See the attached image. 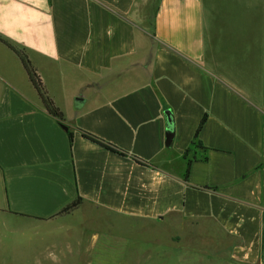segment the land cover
I'll list each match as a JSON object with an SVG mask.
<instances>
[{"label": "crops", "instance_id": "0c3cea01", "mask_svg": "<svg viewBox=\"0 0 264 264\" xmlns=\"http://www.w3.org/2000/svg\"><path fill=\"white\" fill-rule=\"evenodd\" d=\"M0 40L63 115L0 42V252L67 264L103 214L264 264V0H0Z\"/></svg>", "mask_w": 264, "mask_h": 264}, {"label": "rangeland", "instance_id": "374dc122", "mask_svg": "<svg viewBox=\"0 0 264 264\" xmlns=\"http://www.w3.org/2000/svg\"><path fill=\"white\" fill-rule=\"evenodd\" d=\"M80 221L88 225L80 242L82 250L67 264H233L222 253L213 254L211 259L195 256L198 253L188 247L187 235L178 236L175 226L170 224L155 228L148 224L114 220L103 214L82 220L78 218L75 223ZM24 252L30 253L31 250ZM4 253L2 249L0 264H16L18 259ZM27 263L29 261L24 260L18 264Z\"/></svg>", "mask_w": 264, "mask_h": 264}, {"label": "trees", "instance_id": "16d2710c", "mask_svg": "<svg viewBox=\"0 0 264 264\" xmlns=\"http://www.w3.org/2000/svg\"><path fill=\"white\" fill-rule=\"evenodd\" d=\"M0 42L2 43H5L3 42L2 40H0ZM5 45H7V47L9 49H11L16 55L17 57L19 58V60L21 61V64L29 78V81L30 83L32 84V86L34 87V89L36 90V92L38 93L46 111L51 115L53 116L54 118H56L57 120H59L60 122L63 121V115L61 114V112H59V110L57 108H55L53 102L47 97L44 89H43V85H42V82L41 80L39 79L38 75L36 74L35 70L32 68L30 62L28 61V59L26 58V56L24 55L23 51L22 50H18V49H15L13 48L12 46H10L9 44L5 43ZM205 119H206V116H204L201 121L199 122L198 124V127L194 133V136H193V140H192V145L196 146V147H199L200 144H198V141H197V137H198V134L200 132V130L202 129L203 127V124L205 122ZM69 139L72 140V134L69 133ZM83 136L97 144H99L100 146L106 148L107 150L111 151V152H114V153H118L120 155H123L124 153L121 152L120 150H118L117 148L109 145V144H106L100 140H97L96 138L86 134V133H83ZM188 154V151L185 152V157L187 156ZM81 203V199L80 198H76L74 202H72L71 204H69L68 206H66L65 208H63V210H61L60 213H65V212H68L70 211L71 209H74L76 208L79 204Z\"/></svg>", "mask_w": 264, "mask_h": 264}, {"label": "water", "instance_id": "95a60500", "mask_svg": "<svg viewBox=\"0 0 264 264\" xmlns=\"http://www.w3.org/2000/svg\"><path fill=\"white\" fill-rule=\"evenodd\" d=\"M63 128H64V130H67V127L66 126H63ZM172 137H173V134H172V132H168L167 133V135H166V141H165V143L167 144V145H169L170 144V142H171V140H172Z\"/></svg>", "mask_w": 264, "mask_h": 264}]
</instances>
